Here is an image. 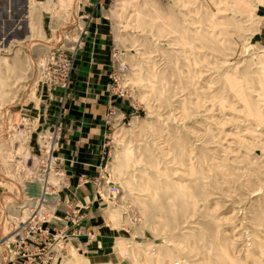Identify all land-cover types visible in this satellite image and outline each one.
<instances>
[{"label":"rangeland","instance_id":"obj_1","mask_svg":"<svg viewBox=\"0 0 264 264\" xmlns=\"http://www.w3.org/2000/svg\"><path fill=\"white\" fill-rule=\"evenodd\" d=\"M45 181L49 264H264V0H0V264Z\"/></svg>","mask_w":264,"mask_h":264},{"label":"built area","instance_id":"obj_2","mask_svg":"<svg viewBox=\"0 0 264 264\" xmlns=\"http://www.w3.org/2000/svg\"><path fill=\"white\" fill-rule=\"evenodd\" d=\"M72 60L71 57L58 51L52 53L41 65V69L44 70L46 81L50 84H59L64 86L68 74L72 72ZM67 187V184H65ZM55 188L51 187L48 181H45L40 188V196L37 201L36 213L29 219L27 224L21 229V235H18L16 239L9 244L7 249L13 254L14 257H18L20 264L22 262H28L27 264H49L51 256L47 257L45 254L47 246L59 245L67 246L71 236H68L69 224L65 223L63 230H54V234L50 233L49 230H43L39 225L40 220L38 216L45 211L46 207L50 202L55 203V206H59L64 200H59L56 197ZM116 189L113 187L112 190H108L107 194L113 195ZM102 193V189L97 192L98 195ZM55 195V196H54ZM54 196V197H53ZM101 197V195H100ZM68 200H66V203ZM69 207L67 204H65ZM28 228V229H27ZM68 228V230H66ZM66 233V234H65ZM32 234V235H31ZM75 235V232L72 236ZM50 242L49 245H47ZM34 243V246L31 245ZM54 249V247L52 248ZM7 254H10V253ZM10 257V256H9ZM10 259V258H9ZM176 264V263H174Z\"/></svg>","mask_w":264,"mask_h":264},{"label":"crops","instance_id":"obj_3","mask_svg":"<svg viewBox=\"0 0 264 264\" xmlns=\"http://www.w3.org/2000/svg\"><path fill=\"white\" fill-rule=\"evenodd\" d=\"M82 84V83H81ZM83 85V84H82ZM88 97L84 98L86 101H90ZM98 98V97H96ZM83 99V101H84ZM82 100H77V108L71 109L69 113V117L75 119V126L72 127L69 132L65 133V142L63 145H67L68 147H73L74 145H99L101 141V134L103 132V120L96 119L98 115L96 113L92 114L89 113L88 110L83 111L81 104L84 105L85 103ZM54 100L48 102L53 103ZM96 104V103H95ZM54 105V104H53ZM94 104H92L93 106ZM96 106V105H95ZM88 112V113H87ZM72 149V148H71ZM82 160L88 159L87 153H83L84 151L80 149ZM91 157L94 158V154H91ZM20 262V261H19Z\"/></svg>","mask_w":264,"mask_h":264},{"label":"bare ground","instance_id":"obj_4","mask_svg":"<svg viewBox=\"0 0 264 264\" xmlns=\"http://www.w3.org/2000/svg\"><path fill=\"white\" fill-rule=\"evenodd\" d=\"M7 242H8V241H7ZM7 242H6V243H7ZM6 243H5V244H6Z\"/></svg>","mask_w":264,"mask_h":264}]
</instances>
